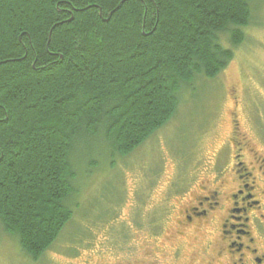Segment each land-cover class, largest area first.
<instances>
[{
    "label": "trees",
    "instance_id": "16d2710c",
    "mask_svg": "<svg viewBox=\"0 0 264 264\" xmlns=\"http://www.w3.org/2000/svg\"><path fill=\"white\" fill-rule=\"evenodd\" d=\"M261 1L0 0V234L43 257L72 216L73 153L143 145L226 68Z\"/></svg>",
    "mask_w": 264,
    "mask_h": 264
},
{
    "label": "rangeland",
    "instance_id": "374dc122",
    "mask_svg": "<svg viewBox=\"0 0 264 264\" xmlns=\"http://www.w3.org/2000/svg\"><path fill=\"white\" fill-rule=\"evenodd\" d=\"M261 2L256 12L261 26L252 22L245 29V41L234 48L233 58L218 75L197 77L179 91L175 113L143 145L120 157L106 149L103 140L94 139L93 152L85 148L86 159L77 161L73 153L74 191L65 203L72 216L61 237L43 257L28 262L15 239L0 234V264L229 262L219 251L217 234L190 227L183 211L214 187L218 171L229 169L234 132L244 144L264 149ZM243 160L258 173L246 150Z\"/></svg>",
    "mask_w": 264,
    "mask_h": 264
},
{
    "label": "flooded vegetation",
    "instance_id": "af4514ba",
    "mask_svg": "<svg viewBox=\"0 0 264 264\" xmlns=\"http://www.w3.org/2000/svg\"><path fill=\"white\" fill-rule=\"evenodd\" d=\"M230 143L229 169L218 171L214 187L185 208L184 221L217 234L229 261L221 264H264V149L244 144L236 132ZM245 150L257 174L246 167Z\"/></svg>",
    "mask_w": 264,
    "mask_h": 264
}]
</instances>
